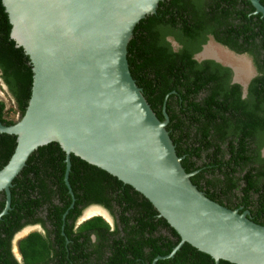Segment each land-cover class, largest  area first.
<instances>
[{
  "label": "trees",
  "instance_id": "16d2710c",
  "mask_svg": "<svg viewBox=\"0 0 264 264\" xmlns=\"http://www.w3.org/2000/svg\"><path fill=\"white\" fill-rule=\"evenodd\" d=\"M259 2L264 6V0ZM10 32L0 0V79L14 100L16 110H12L22 117L31 97L33 73L29 57ZM211 36L217 44L251 58L257 74L245 93L232 82L230 68L194 58ZM128 61L131 76L156 117L163 121V113L167 115L166 130L193 173L196 188L220 205V197H227L232 205L235 198L250 210L254 223L264 226V159L260 157L264 148V17L254 14L248 0H163L138 27ZM12 110L0 99L2 125L15 123ZM15 147V135L0 133V169ZM65 159L62 148L42 146L10 188V214L15 219L5 236L0 232V264H16L11 255L16 231L44 222L31 215L32 190L37 191L39 205L51 204L55 239L29 234L20 243L23 264H216L188 243L173 252L180 242L178 234L145 197L73 154L68 182L75 201L69 208ZM56 196L62 206L54 203ZM0 198L4 205V193ZM89 204L104 207L117 220L112 231L102 217L75 227L82 207ZM92 235L97 246L90 241ZM89 246L93 250L87 253ZM106 246L111 251L107 260L103 257Z\"/></svg>",
  "mask_w": 264,
  "mask_h": 264
},
{
  "label": "water",
  "instance_id": "95a60500",
  "mask_svg": "<svg viewBox=\"0 0 264 264\" xmlns=\"http://www.w3.org/2000/svg\"><path fill=\"white\" fill-rule=\"evenodd\" d=\"M161 1L2 0L33 82L24 115L13 125L0 123V133L16 136L0 169V194L9 208L10 188L35 153L44 145L62 148L68 187L70 154L131 186L178 234L173 252L188 243L216 264H264V226L196 188L166 130L167 115L156 117L131 76L136 31ZM248 1L264 17L259 0Z\"/></svg>",
  "mask_w": 264,
  "mask_h": 264
},
{
  "label": "flooded vegetation",
  "instance_id": "af4514ba",
  "mask_svg": "<svg viewBox=\"0 0 264 264\" xmlns=\"http://www.w3.org/2000/svg\"><path fill=\"white\" fill-rule=\"evenodd\" d=\"M214 44L216 45V48H219L217 45H220V44H217L214 41L213 37L211 36L210 39L207 41V43L202 46L201 51H199L198 53H196L194 55V58H195V56L197 54H200V53L204 52V54L201 55L198 58V59H200L198 61H202V60H206V59L213 60V61L221 64L222 66H225V67L230 68L231 71H232V73H233L234 72L233 69H232L233 67H231L230 65H228L227 63H225V62H232V60H224V59H222V57L219 56L218 52L215 51L211 47V46L214 47ZM220 46H221L222 49H224L225 51H229L230 53H232L235 56H243V57L246 56L245 54H237L234 51H232L229 48H227L226 46H223V45H220ZM173 47H174V49L178 48V44L177 43H173ZM217 50H219V49H217ZM220 58H221V61L219 62V59ZM216 60H218V61H216ZM232 63L235 66L237 65L234 61ZM236 67H237V72L239 74H242V72L244 71L243 72L244 76L247 75L245 77H247V78L249 77V75L251 73L249 70H245V69L242 70L241 68H238V66H236ZM251 67H253V70L255 72V75H253V77H251V78H254L256 76L257 72H256V68H255L252 60H251ZM238 69L239 70H242V72L240 73V71ZM251 78H250V80H251ZM232 79H233V77H232ZM249 81L247 83H245L246 85L245 84L244 85L241 84L242 85L241 87H242L243 90L245 89V91H246V88H247V85H248ZM245 96L246 95H242L243 98ZM263 150H264V148H262L260 150V157L264 159ZM68 184H69V182H68ZM65 185H66V183H65ZM66 187L68 189V193L70 194L71 200H72V203L69 206V208H72L73 207V202L75 201L74 195L72 193V190L70 188V185H69V187L66 185ZM36 193H37V191H34V190L31 191V194H32L31 195V198L33 200V203H32V205L30 207L31 210H32L31 215H32L33 219L40 218V219H43L44 222L43 221H40V222L31 223L29 225H25L20 230L16 231L13 234V236L11 238L12 239V241H11V255H12V259L14 260V262L16 264H23L24 263V259H23V256H22L21 250H20V243L29 234H31V233L44 234L52 242H54V239H55L54 234L52 232L53 226L51 225L52 224L51 223V219L53 218V212L50 211V209H52L51 204L48 203V204H43V205L40 204L39 205L37 203L38 200H37V194ZM57 197L58 196H56V198H54L53 201H54L55 204H59L60 205L61 203L57 199ZM226 198L227 197H224V198L223 197H220L218 200L221 201L222 204H223V206H225L226 208H229L231 210H238L241 213L247 212V214H246L247 217L249 219L251 218L250 210H248V209L245 210L243 208V206L241 204H239L238 201H236L235 198L232 199V202H233L234 205H232L231 203H229ZM1 199L2 198H0V202H1ZM6 202H7L6 195L4 193V205H1L0 204V232H2L1 235H4V236L6 234L5 231L7 229H9V227H11L12 224H13V223H10V222H12L15 219V217L13 216V214H10V211H12L11 210V193H10L9 208H6L7 207V203ZM61 206H62V204H61ZM17 212H19V210H17ZM51 215H52V217H51ZM5 216H7L6 219H4ZM63 216L65 217L66 216V213H64ZM63 216H62V220H63ZM93 217H102L104 219V221L106 223H108V225L111 227V231L113 230L114 224L117 223V220H114V218L110 215L109 211L106 210L104 207H102L100 205H92V204H89V205H86V206L82 207V211H81L79 217L76 220L75 227L77 228L79 225L85 223L86 221L90 220ZM21 221L23 222V220H21ZM61 234H63V233L61 232ZM90 241H91L92 244H95V246H97L98 240H97V238H96L95 235H92L91 236V240ZM68 243H69L68 239H65V244H68ZM85 248H86V246H85ZM87 249H88L87 253H90L93 250V247L92 246H89V247H87ZM109 252H111L110 251V248L106 246L105 247V252H104V255H103V257L106 258V260H107V258L110 255ZM91 257L92 258L95 257L94 256V253L91 254ZM49 264H53V262H50Z\"/></svg>",
  "mask_w": 264,
  "mask_h": 264
},
{
  "label": "rangeland",
  "instance_id": "374dc122",
  "mask_svg": "<svg viewBox=\"0 0 264 264\" xmlns=\"http://www.w3.org/2000/svg\"><path fill=\"white\" fill-rule=\"evenodd\" d=\"M219 48H216V45L214 44V47L211 46L215 51L218 52L219 56L222 57V59L224 60H232V62L234 61L238 66V68H241L242 70H249L250 75L249 77H245L247 75L244 76L242 70H239L240 73L242 72V74H239L238 72H233V77L235 78V80H237V82L239 84H245L247 83L251 77H253V75H255V72L253 70V67H251V59L248 56H235L232 53H230L229 51H225L224 49L221 48L220 45H217ZM219 49V50H217ZM226 53H225V52ZM232 62H225L228 65H230L231 67H233L232 69L235 71V68H237L235 65H233ZM251 67V68H250ZM252 79V78H251ZM0 99H2V101H4L6 109H15V104H14V100L11 98V96L8 94L7 89L3 86L2 81L0 80ZM15 110H12L13 112L11 113V118L14 119V121H17L19 119V115L14 112Z\"/></svg>",
  "mask_w": 264,
  "mask_h": 264
},
{
  "label": "clouds",
  "instance_id": "9594fccd",
  "mask_svg": "<svg viewBox=\"0 0 264 264\" xmlns=\"http://www.w3.org/2000/svg\"><path fill=\"white\" fill-rule=\"evenodd\" d=\"M1 80V79H0ZM239 84V83H238ZM239 85H241V84H239ZM3 86L6 88V86L3 84ZM7 89V88H6ZM245 90V89H244ZM244 93H245V91H243ZM229 209V208H228ZM241 213V212H240Z\"/></svg>",
  "mask_w": 264,
  "mask_h": 264
}]
</instances>
